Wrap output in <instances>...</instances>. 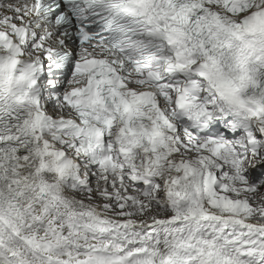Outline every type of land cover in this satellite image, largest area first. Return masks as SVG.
<instances>
[{"label": "snow or ice", "instance_id": "1", "mask_svg": "<svg viewBox=\"0 0 264 264\" xmlns=\"http://www.w3.org/2000/svg\"><path fill=\"white\" fill-rule=\"evenodd\" d=\"M0 264H264V0H0Z\"/></svg>", "mask_w": 264, "mask_h": 264}]
</instances>
